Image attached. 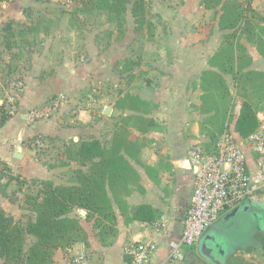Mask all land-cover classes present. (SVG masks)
<instances>
[{
	"label": "crops",
	"instance_id": "0c3cea01",
	"mask_svg": "<svg viewBox=\"0 0 264 264\" xmlns=\"http://www.w3.org/2000/svg\"><path fill=\"white\" fill-rule=\"evenodd\" d=\"M250 1L253 8L264 17V0ZM199 8L187 0L185 6L177 3L175 7H167V13L164 14L166 24L173 27L195 23L205 25L215 10L204 6ZM219 16L220 13H217L209 37H205L206 33L204 37H175L174 41L179 49L158 51L162 58H172L169 64L153 67L150 78L154 81H149L143 88L131 93L147 102L144 111L133 110L125 103L119 104L125 94L119 90L122 85L118 79L112 76L114 63L111 64L110 61L108 66L103 52L98 49L94 52L86 45L85 54L80 51L75 55L70 49V53L62 50L60 56L55 57L53 55L57 51L55 53L54 47H51L49 53L33 56L31 70L24 76L25 87L17 109L4 126L0 127V163L9 168L13 175H20L29 184L35 181V186L44 180L68 185L73 181L65 182L59 177L61 172L65 173L70 168L73 171L79 168L86 171L88 166H82L74 160H68V163H64L65 166L45 163L42 156H37L35 149L29 146V143L42 135L68 141L96 138L104 147L111 148L116 134L126 128L138 146L132 155L123 153L133 168L130 175L132 178L123 182L116 180L112 187H108L115 220H104L105 232L88 221L84 225L87 242L78 241L57 248L53 264H72L73 257L83 246L89 253L91 264H131V257L125 252V248L133 240H152L157 243L158 248L149 264H173L170 261L173 243L182 238L184 219L191 204L197 172V166L189 158L190 149L194 144L209 139L207 133L214 132L220 137L225 131H231L239 136L235 131V121L242 102L248 100L246 95H239L240 88L246 94L252 92V96L260 95L259 92L264 94L261 85H251L245 81L239 85L242 75L247 72L264 75V54L245 35L234 38L240 44V48H236L232 67L235 89H230L228 79V75L233 72H222L218 66L210 64L225 44L224 36L232 32L220 29ZM237 34L240 36L239 31ZM69 38L71 40L76 37H51V41L57 44L59 39L64 41ZM0 42V51L8 55L5 64L9 67L18 65L15 61V49L7 50L3 37ZM46 71L49 73L47 82L40 76ZM207 71L223 74L229 91H233L232 94L239 99L235 112L227 106L230 96L220 99L215 95L216 92L212 95L204 89L203 78ZM57 72L59 73L56 74ZM109 80L111 83L106 84ZM50 82L56 83L50 85ZM107 86L112 94L105 98L103 93ZM59 92L66 94L67 100L59 108L53 106L47 118L37 121L34 119L35 122L31 123L30 117L35 118L36 115L25 112L45 104ZM91 97L92 100L95 99L97 110H89ZM107 100L111 104L106 105L104 102ZM102 103L104 105L100 108ZM107 108L109 112H106ZM262 112L264 110H258L257 114ZM218 117H223L224 120L220 128L214 124ZM146 119H152L154 125L148 127L144 122ZM18 146L22 147L21 158L15 156ZM249 154L252 160L254 153ZM1 172L3 171L0 170V174ZM1 182H8L5 175ZM11 185V182L8 186L5 185L4 192L0 190V205L6 211L5 196ZM254 196L244 199L237 206L243 208L236 215L225 218L233 209L223 213L207 228L195 246L185 247V264H215L201 253L204 240L205 245L213 240L218 243L217 245L215 242L216 249L211 245L208 248L220 264H264V206L249 203L248 200ZM139 205H149L155 212V219H135L133 210ZM249 215L252 219L256 218L257 222L255 219L248 223L242 221ZM84 216L86 220V215ZM34 217L35 214L32 215ZM3 263L0 258V264Z\"/></svg>",
	"mask_w": 264,
	"mask_h": 264
},
{
	"label": "trees",
	"instance_id": "16d2710c",
	"mask_svg": "<svg viewBox=\"0 0 264 264\" xmlns=\"http://www.w3.org/2000/svg\"><path fill=\"white\" fill-rule=\"evenodd\" d=\"M11 0H0V3ZM132 5V14L137 24V30H142L146 20V0H82L80 11L92 13L95 10L105 11L110 18L118 21L122 29L123 19L128 5ZM205 8L216 9L220 13L219 27L222 30H232L226 35V42L217 52L210 64L218 66L222 72H233L234 54L240 44L234 38L245 35L264 54V17L253 8L250 0H204ZM152 29L153 25H150ZM6 35L3 43L7 50L15 47L14 22L5 25ZM135 64L133 59H129ZM139 64V63H137ZM234 73V72H233ZM245 82L251 85H261L264 88L263 74L245 73L242 75ZM204 89L208 94L215 92L220 99L230 95L229 87L223 74L216 71H207L204 75ZM243 84L241 80L239 85ZM215 88V91H214ZM211 90V91H210ZM264 90V89H263ZM126 104L137 111L146 110L147 102L137 96L127 95ZM218 106V104H217ZM258 109L252 102H242L240 111L235 121V131L240 137L249 136L258 126ZM12 117L5 102L0 104V127ZM142 121H139L141 123ZM148 127L154 125L152 119H146ZM143 123V122H142ZM139 126V125H138ZM209 139L201 142L210 155L217 153V133H207ZM130 132L123 128L115 137L111 148H106L96 139L71 140L73 149L69 150V158L77 161L82 166H88L86 171L76 169V180L71 184H55L53 181H40L36 195L28 193L25 202L34 211L35 217L29 219L26 224L15 220L0 205V258L3 264H53V255L57 248L70 245L74 242H87V233L84 230L80 218L71 213L76 209L87 210L86 219L94 221V227H100L105 232L104 220L113 222L115 214L112 201L108 194V187H112L116 180L128 181L133 171L129 161L123 153L133 154L137 151V141L131 139ZM6 172L0 174V190L4 192L6 186L15 180L20 188L29 182L20 175L9 176L8 182H1ZM6 176V175H5ZM7 177V176H6ZM32 181L29 185H33ZM6 185V186H5ZM28 185V186H29ZM135 219L153 221L155 212L149 205H139L133 210ZM28 236L33 237L32 243L25 247Z\"/></svg>",
	"mask_w": 264,
	"mask_h": 264
},
{
	"label": "rangeland",
	"instance_id": "374dc122",
	"mask_svg": "<svg viewBox=\"0 0 264 264\" xmlns=\"http://www.w3.org/2000/svg\"><path fill=\"white\" fill-rule=\"evenodd\" d=\"M81 1L82 0H11L0 3V40L1 37L7 34L4 30L5 25L13 21L14 29L17 33L15 36L16 45L14 47V53L17 57L15 61L18 63V65L13 64L9 67L5 64L8 55L0 51V104L5 102L6 107L10 111H16L19 98L23 93L22 89L25 87L24 76L31 70L34 55H45V53H49V48L51 49V47H54L55 53L57 51V53L53 55L55 57H59V53L62 50L64 53L66 51L70 53V49L75 55L80 51H84L85 54L86 45H89L91 51L96 52L97 49L102 51L104 54L103 58L107 60L108 66L110 61L111 64L114 63L115 69H113L112 76H115L122 85L119 90H122L125 96L121 98V100L122 102H126L125 99L127 95H130L133 90L141 89L144 85H147L149 81H154L150 78L153 67L156 68V65L165 66L169 64L172 58L170 57V60L168 58H162L158 51L179 49L178 44L174 41L175 37H179L180 39H187L189 36L204 37L205 33V37H209L214 26L213 21L216 20L217 13H219L216 9H213L215 11L210 17L209 22L207 21L205 25L202 23H195L189 26L173 27L166 24L164 14L167 13V10L165 9H167V7H175L177 3H182L185 6L186 0H146L147 11L145 16L149 23H144L142 30L139 29L138 31L135 18L132 14L133 3L128 5V10L123 19V26L122 29H120L118 21L114 18H110L105 11L95 10L92 13L81 12L79 10ZM133 1L134 0H132V2ZM187 1L194 3L198 9H200L199 6L205 7L204 0ZM151 24L154 29L151 28ZM241 36L242 35H238L237 37ZM51 37L76 38H71V40L69 38L64 41L59 39V42L55 44L51 41ZM0 44L2 43L0 42ZM45 45L50 46L45 47ZM129 59H133L135 64L128 61ZM58 73L59 72L56 74ZM232 74L228 75V79L230 80V89H235L236 85H233L234 73ZM40 76L47 82L49 73L46 71L41 73ZM238 81L239 79H237V82ZM241 82H244L243 76ZM55 83L56 82H50L49 84L55 85ZM107 83H111V81H106V84ZM239 91V95H246V99L252 101L253 105L258 110H264L263 93L259 92L260 95L256 94V96H252V92L246 94L242 88H240ZM93 93L96 94V91H93ZM232 93L233 91L230 90L227 106L229 107L228 109L235 112L239 99H236V95ZM103 94H105V98L111 96L112 92H109L108 86ZM63 95L59 92L49 98L45 104L26 111L25 114H30L32 112L36 115L34 116L35 118L30 117L31 123L35 122L34 119L37 121L47 118L49 112L55 106L59 108L63 102L67 100L66 94L63 93ZM131 95L135 96V94ZM89 101H91L89 110H97L95 99L92 100L91 97ZM104 103L106 105L111 104V101L107 100ZM104 103H102L100 108L103 107ZM234 114L235 113H233V115ZM214 124L220 128L224 124L223 117H218ZM29 146L35 149L37 156H42L45 163H51V165L53 163H59L65 166L64 163H68L67 161L71 160L69 158V150L73 149L71 140L68 141L42 135L29 143ZM0 170L6 172V180L8 181L9 176L12 175L11 170L1 163ZM59 177L65 182H74L76 180V173L70 168L66 170L65 173L61 172V176ZM11 183L12 185L8 187L7 190L8 195L5 196V202H7L5 203L7 205L6 212L10 215L13 213L15 220L26 224L29 219H32V215L35 213L31 210L27 202H25V196L28 193L36 195L38 193V185L35 186L36 183H34L33 185L28 184L29 186L25 185L20 188L17 181H11ZM19 189H21L20 192L18 191ZM79 210L80 209L74 210L71 215H77L80 218V222L85 230L84 225L86 226L88 221L94 224V221L85 220V216L82 215ZM254 219L257 222L256 218ZM254 219L249 215L247 218H243L242 221L248 223V221L252 222ZM32 241L33 238L28 236L25 241V247L28 248ZM81 241L83 240L81 239Z\"/></svg>",
	"mask_w": 264,
	"mask_h": 264
},
{
	"label": "built area",
	"instance_id": "2783aa9c",
	"mask_svg": "<svg viewBox=\"0 0 264 264\" xmlns=\"http://www.w3.org/2000/svg\"><path fill=\"white\" fill-rule=\"evenodd\" d=\"M258 120L257 128L247 137L225 131L218 138L215 155L208 154L202 143L190 149L189 158L197 172L182 238L173 243L171 263L185 264L184 248L195 246L223 213L250 196L264 194V112L258 114ZM250 152L254 153L252 160ZM157 248L152 240H133L125 252L131 257V264H149ZM72 264H91L84 246Z\"/></svg>",
	"mask_w": 264,
	"mask_h": 264
},
{
	"label": "water",
	"instance_id": "95a60500",
	"mask_svg": "<svg viewBox=\"0 0 264 264\" xmlns=\"http://www.w3.org/2000/svg\"><path fill=\"white\" fill-rule=\"evenodd\" d=\"M106 112H109V108L106 109ZM16 150H17V152H16L15 156L18 158H21L22 157V154H21L22 147L18 146ZM248 201H249V203H253L254 205L259 204V205L264 206V194L251 197ZM242 208H243L242 206L234 208L230 213H228L225 216V218H229V217L236 215ZM244 208H246V207H244ZM79 211L82 215H87V210L80 209ZM201 253H202V255H204V257H206L211 262H213L215 264H220V262L218 260H216L210 253H207V251L202 249Z\"/></svg>",
	"mask_w": 264,
	"mask_h": 264
},
{
	"label": "flooded vegetation",
	"instance_id": "af4514ba",
	"mask_svg": "<svg viewBox=\"0 0 264 264\" xmlns=\"http://www.w3.org/2000/svg\"><path fill=\"white\" fill-rule=\"evenodd\" d=\"M215 242H216V241L213 240V241H211V242H209V243H206V245H207V246H206V245L204 244V243H205V240H204V241H203V244H202V245H203V246H202V249L205 250V251H207V253H211V252L209 251L210 249H209L208 247L211 245V247H212L213 249H216V248H217L216 244L218 245V243L216 242V244H215Z\"/></svg>",
	"mask_w": 264,
	"mask_h": 264
}]
</instances>
